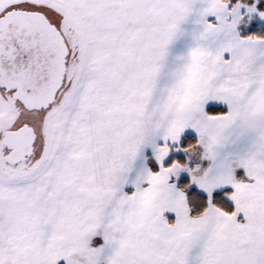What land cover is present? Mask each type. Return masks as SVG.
<instances>
[{
  "label": "snow or ice",
  "instance_id": "1",
  "mask_svg": "<svg viewBox=\"0 0 264 264\" xmlns=\"http://www.w3.org/2000/svg\"><path fill=\"white\" fill-rule=\"evenodd\" d=\"M0 264H264V0H0Z\"/></svg>",
  "mask_w": 264,
  "mask_h": 264
}]
</instances>
